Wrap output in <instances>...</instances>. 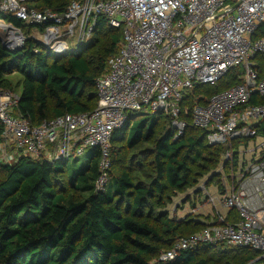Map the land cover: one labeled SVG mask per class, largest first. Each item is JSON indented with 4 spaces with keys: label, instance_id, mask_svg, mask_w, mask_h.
<instances>
[{
    "label": "trees",
    "instance_id": "trees-1",
    "mask_svg": "<svg viewBox=\"0 0 264 264\" xmlns=\"http://www.w3.org/2000/svg\"><path fill=\"white\" fill-rule=\"evenodd\" d=\"M72 1L27 4L63 13ZM0 19L17 28H33L1 9ZM262 37L264 23L253 36ZM122 38L123 29L100 16L92 38L75 44L73 51L56 53L31 37L13 50L0 42V88L15 92L9 75L20 74L17 111L33 125L66 113L92 111L98 103L97 78L118 52ZM259 62L262 74L261 58ZM242 73L240 67L231 69L215 84L194 86L183 100V117L191 119L196 103L205 104L212 95L243 82ZM252 102L264 103V97L254 95ZM135 112L127 113L126 121L114 130L112 167L104 189L97 186L98 147L90 149L82 170L76 165L68 168L70 159L51 162L26 156L0 166V264H245L257 256L247 247L203 244L172 260H159L178 238L210 222L192 214L178 217L180 207L173 212L168 208L173 197L198 188L204 179L221 185L223 156L235 149L223 168L231 177L241 141L209 145L207 131L196 127L174 138L167 114L157 111L135 118ZM259 133L264 134V119ZM188 202L194 204L187 196L181 208ZM230 248L234 256H211Z\"/></svg>",
    "mask_w": 264,
    "mask_h": 264
},
{
    "label": "built area",
    "instance_id": "built-area-1",
    "mask_svg": "<svg viewBox=\"0 0 264 264\" xmlns=\"http://www.w3.org/2000/svg\"><path fill=\"white\" fill-rule=\"evenodd\" d=\"M27 2L0 0L1 10L39 33L25 35L0 19L8 28L3 36L14 47L32 37L63 53L71 42L91 39L100 16L121 27L123 38L97 78L98 103L92 111L66 113L33 125L17 111L20 95L0 88V166L21 156L69 160L98 147L97 186L104 189L112 166L114 130L131 111H161L171 119L174 138L196 127L207 131L209 145L241 142L231 177L223 168L235 149L223 156L221 185L207 186L206 179L184 197L192 195V212L202 207L200 200L212 206L211 221L178 238L159 260H172L199 245L222 244L250 248L257 256L245 264H264V141L257 144L264 137L259 133L264 103L252 102L254 95L264 97V37L253 38L264 23V0H73L63 13L41 11ZM239 67L243 82L212 95L205 104L196 103L191 119L183 117L182 103L190 89L215 84Z\"/></svg>",
    "mask_w": 264,
    "mask_h": 264
},
{
    "label": "rangeland",
    "instance_id": "rangeland-1",
    "mask_svg": "<svg viewBox=\"0 0 264 264\" xmlns=\"http://www.w3.org/2000/svg\"><path fill=\"white\" fill-rule=\"evenodd\" d=\"M31 1V0H30ZM30 28V27H29ZM29 28H23L22 31L23 33H25L28 36H34L35 34L38 35L39 33H37L36 29H29ZM29 32V34H27ZM37 37V36H35ZM70 48L73 51L75 49V43L71 42L70 43ZM9 78L11 79L15 92H17L18 94L21 92V85L19 84V80L21 79V76L19 73H13L12 75H9ZM143 113V111H136L135 113H133L135 115V118L138 117V114ZM262 141H264V137H259L257 139V144H260ZM253 144V143H252ZM253 146V145H252ZM90 149L86 150L84 153H82L81 155H76L74 157H72L68 163V168H72L74 165H76L79 170H82L84 167V164L86 163L87 157L90 153ZM120 157L124 158V150H122V153L120 155ZM112 167V166H111ZM116 169V167H115ZM206 179L201 180L200 183L198 184V187L203 186V182H205ZM207 186L211 185V182L208 184H205ZM213 186H211L212 188ZM210 188V189H211ZM192 192V190L188 191V192H184V193H179L178 195L173 197L172 202L169 204L168 208L171 212L175 211L177 208H179L178 212H177V216L180 218H185L186 216H189V214L192 215H196V218H201L202 220H207L208 222L211 221V219L213 218L214 214H215V210L212 206L206 204L205 202H202L200 200V205L202 207H200L199 209H196L195 212H192V210L195 208V205L192 202H188L187 204H185V206H180V204L182 203V198H184L188 193ZM190 197L192 198V195H190ZM231 251H228V253H224V254H211V256H213L214 258H218V257H224L225 255L227 256H234L235 252L234 249H231Z\"/></svg>",
    "mask_w": 264,
    "mask_h": 264
},
{
    "label": "water",
    "instance_id": "water-1",
    "mask_svg": "<svg viewBox=\"0 0 264 264\" xmlns=\"http://www.w3.org/2000/svg\"><path fill=\"white\" fill-rule=\"evenodd\" d=\"M5 33H6V31H4V34H5ZM4 34H3V35H4ZM3 35L0 34V42H2V44H3L6 48L13 50L14 45H12V44L10 43V41H7ZM29 38H30V37H29ZM29 38H28V39H29ZM31 38H32V37H31ZM21 47H23V46H21ZM21 47H19V48H21ZM180 137H181V136H180ZM4 166L6 167V166H9V165H4ZM208 183H209V182H208V180H207V181H206V184H208ZM197 191H198V190H196L195 192H197ZM186 199H187V198H183V199H182V202H185Z\"/></svg>",
    "mask_w": 264,
    "mask_h": 264
},
{
    "label": "bare ground",
    "instance_id": "bare-ground-1",
    "mask_svg": "<svg viewBox=\"0 0 264 264\" xmlns=\"http://www.w3.org/2000/svg\"><path fill=\"white\" fill-rule=\"evenodd\" d=\"M8 30L7 26L0 22V34L3 35L5 30Z\"/></svg>",
    "mask_w": 264,
    "mask_h": 264
}]
</instances>
